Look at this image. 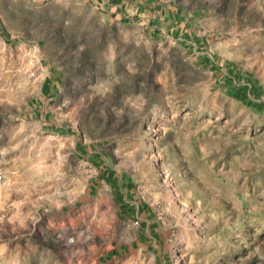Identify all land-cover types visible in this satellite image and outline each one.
I'll list each match as a JSON object with an SVG mask.
<instances>
[{"label": "rangeland", "instance_id": "1", "mask_svg": "<svg viewBox=\"0 0 264 264\" xmlns=\"http://www.w3.org/2000/svg\"><path fill=\"white\" fill-rule=\"evenodd\" d=\"M0 264H264V0H0Z\"/></svg>", "mask_w": 264, "mask_h": 264}]
</instances>
